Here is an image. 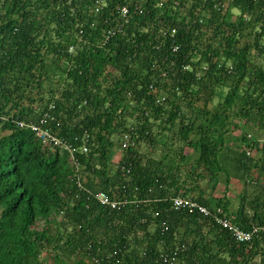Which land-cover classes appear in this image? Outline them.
<instances>
[{
  "label": "trees",
  "instance_id": "16d2710c",
  "mask_svg": "<svg viewBox=\"0 0 264 264\" xmlns=\"http://www.w3.org/2000/svg\"><path fill=\"white\" fill-rule=\"evenodd\" d=\"M225 217L264 226V0H0V264H264Z\"/></svg>",
  "mask_w": 264,
  "mask_h": 264
},
{
  "label": "built area",
  "instance_id": "2783aa9c",
  "mask_svg": "<svg viewBox=\"0 0 264 264\" xmlns=\"http://www.w3.org/2000/svg\"><path fill=\"white\" fill-rule=\"evenodd\" d=\"M128 14V9L124 7L122 9V15L126 16ZM45 124V120H42L40 124H31V130L35 132V134L41 139V141L45 145H49L50 147H61V148H67L70 150L72 154H74L75 150L69 147V145L66 144L63 140L56 137L51 129H45L43 128V125ZM21 127L26 126L25 123L20 124ZM123 148H127V145L124 144ZM88 150L85 147L84 152L86 153ZM248 154L250 152L248 151ZM98 201L106 207H109L112 210H121L124 209L128 204L129 200H122V201H113L108 197L106 194L101 193L98 195ZM173 207L177 210H190V211H197L199 214L205 215V216H211V212L208 208H206L203 205H200L196 201H194L192 198L189 197H183L178 196L176 198L172 199ZM217 223L221 225L224 229H228L231 231L234 239L239 243H249L253 240V238L260 234L261 232H264V226H256L253 225L251 230L247 231L239 226H236L231 223V221L228 218H217ZM179 250V249H178ZM178 250L174 251L171 254H165L162 256L163 261L165 264H175L177 261L178 256Z\"/></svg>",
  "mask_w": 264,
  "mask_h": 264
},
{
  "label": "rangeland",
  "instance_id": "374dc122",
  "mask_svg": "<svg viewBox=\"0 0 264 264\" xmlns=\"http://www.w3.org/2000/svg\"><path fill=\"white\" fill-rule=\"evenodd\" d=\"M236 187V190H239L240 189V183L239 182H237V181H233V186H232V190L234 189ZM235 192V191H234ZM229 195H230V193H229ZM231 197L233 198V200H235L236 198H235V196L234 195H231ZM235 204H237V201L235 200Z\"/></svg>",
  "mask_w": 264,
  "mask_h": 264
},
{
  "label": "crops",
  "instance_id": "0c3cea01",
  "mask_svg": "<svg viewBox=\"0 0 264 264\" xmlns=\"http://www.w3.org/2000/svg\"><path fill=\"white\" fill-rule=\"evenodd\" d=\"M234 190H236V187H235V189H234ZM238 192H240V190H239V191H237V193H238Z\"/></svg>",
  "mask_w": 264,
  "mask_h": 264
}]
</instances>
